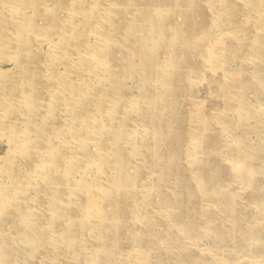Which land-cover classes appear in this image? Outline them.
I'll return each instance as SVG.
<instances>
[{"label": "rangeland", "instance_id": "374dc122", "mask_svg": "<svg viewBox=\"0 0 264 264\" xmlns=\"http://www.w3.org/2000/svg\"><path fill=\"white\" fill-rule=\"evenodd\" d=\"M0 264H264V0H0Z\"/></svg>", "mask_w": 264, "mask_h": 264}, {"label": "bare ground", "instance_id": "6f19581e", "mask_svg": "<svg viewBox=\"0 0 264 264\" xmlns=\"http://www.w3.org/2000/svg\"><path fill=\"white\" fill-rule=\"evenodd\" d=\"M143 29V28H142ZM130 37V36H129ZM141 39V38H140ZM158 72V71H157ZM158 79V78H157ZM155 84H156V82H155ZM166 84V83H165ZM156 87V86H155ZM35 91V90H34ZM27 92V91H26ZM28 93V92H27ZM164 97V96H163ZM40 102V101H39ZM158 102V101H157ZM156 106H157V104H156ZM155 110H156V107H155ZM8 115V114H7ZM155 122V121H154ZM219 122V121H218ZM217 123V122H216ZM4 161V160H3ZM102 163H104V164H106V162H102ZM3 165V164H2ZM4 166V165H3ZM43 167V166H42ZM43 169V168H42ZM53 170V169H52ZM7 171V170H6ZM37 172V171H36ZM46 174V173H45ZM11 175V174H10ZM42 175V174H41ZM9 179V178H8ZM43 179V178H42ZM28 188V187H27ZM21 190V189H20ZM16 191V190H15ZM16 197V196H15ZM7 200V199H6ZM14 200V199H13ZM15 201V200H14ZM96 204H98L97 203V200L96 201H93V203H92V205L93 206H95ZM92 206V207H93ZM77 222V221H76ZM97 255V254H96Z\"/></svg>", "mask_w": 264, "mask_h": 264}]
</instances>
